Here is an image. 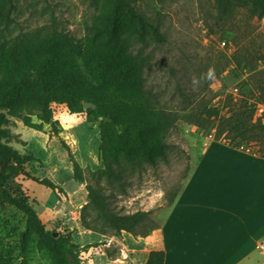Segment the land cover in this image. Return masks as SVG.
<instances>
[{"label": "rangeland", "instance_id": "1", "mask_svg": "<svg viewBox=\"0 0 264 264\" xmlns=\"http://www.w3.org/2000/svg\"><path fill=\"white\" fill-rule=\"evenodd\" d=\"M137 3L160 24L166 38L160 45L138 46L151 57L144 72L146 87L179 120L167 137L170 150L166 164L145 166L121 186L103 180L99 186L108 196L112 211H150L159 229L172 206L170 198L178 195L198 167L206 144L214 141V130L198 128L190 116L206 106L217 108L220 117H228L237 106L248 103L255 106L254 121L261 118L264 123V18L239 11L220 21L213 0ZM16 6L15 23L9 31L12 38L56 27L83 40L96 13L87 0H16ZM51 110L58 122L56 133L51 125L45 124L37 132L7 117L5 127L12 137L4 143L39 160L27 163L23 170L14 164L4 168L12 193L34 208L48 231L69 236L79 247L83 263L142 264L135 243L141 237L100 235L81 226V211L87 204L86 184L73 179L71 160L80 165L92 185L97 184L89 172L103 168L98 155V123L88 122L86 114H70L64 105L51 104ZM32 123L39 121L32 118ZM243 149L264 154V145L254 142ZM34 179H49L62 191L48 189ZM24 225V215L15 208H0V264H23L19 239ZM111 256L116 257L113 263ZM26 264H52L47 253L38 250L36 238L29 244Z\"/></svg>", "mask_w": 264, "mask_h": 264}, {"label": "trees", "instance_id": "2", "mask_svg": "<svg viewBox=\"0 0 264 264\" xmlns=\"http://www.w3.org/2000/svg\"><path fill=\"white\" fill-rule=\"evenodd\" d=\"M46 1V0H44ZM96 11L83 40L61 33L56 27L10 37L15 23L16 0H0V208H15L25 217L20 234V254L26 264L30 242L45 251L52 264H87L79 257V247L69 236L54 237L34 208L15 196L4 168L14 164L19 169L31 161L4 143L12 134L5 127L7 117L20 120L37 132L51 125L56 133L58 122L51 104L64 105L72 115L86 114L87 121L98 123V155L103 168L89 172L92 185L82 168L71 160L73 179L85 183L87 204L81 211L84 230L118 237L149 236L157 225L151 212L118 214L111 210L108 196L99 186L123 185L132 174L145 166L157 167L168 162L170 144L167 137L176 128L179 117L162 107L147 89L144 72L151 57L138 46L163 44L166 40L158 22L138 7L137 0H87ZM164 1V0H156ZM217 18L224 21L239 11L261 20L264 0H213ZM84 103L95 105L84 110ZM255 106H237L228 117H220L217 108L203 107L190 121L203 130H214V141L232 149L247 147L252 142L264 145V123L255 117ZM36 118L39 124L32 123ZM264 158V154L250 152ZM35 183L53 191H62L49 179ZM176 196L170 198L173 204ZM112 260L116 257L111 256ZM163 251H151L144 264H164Z\"/></svg>", "mask_w": 264, "mask_h": 264}, {"label": "crops", "instance_id": "3", "mask_svg": "<svg viewBox=\"0 0 264 264\" xmlns=\"http://www.w3.org/2000/svg\"><path fill=\"white\" fill-rule=\"evenodd\" d=\"M205 147L161 227L134 240L142 264L151 251L164 264H264V158Z\"/></svg>", "mask_w": 264, "mask_h": 264}, {"label": "water", "instance_id": "4", "mask_svg": "<svg viewBox=\"0 0 264 264\" xmlns=\"http://www.w3.org/2000/svg\"><path fill=\"white\" fill-rule=\"evenodd\" d=\"M83 107H84V110H88V109H94L95 105H93L91 103H84ZM53 235L55 238L58 237V233H54Z\"/></svg>", "mask_w": 264, "mask_h": 264}, {"label": "built area", "instance_id": "5", "mask_svg": "<svg viewBox=\"0 0 264 264\" xmlns=\"http://www.w3.org/2000/svg\"><path fill=\"white\" fill-rule=\"evenodd\" d=\"M241 149L244 150L243 147H242ZM246 151H247V152H250L249 150H246ZM108 243H109V245L112 244V240H109ZM259 247H260V249H263V250H264V243L260 244ZM120 252H121V255H123V254H124V248L121 249Z\"/></svg>", "mask_w": 264, "mask_h": 264}]
</instances>
